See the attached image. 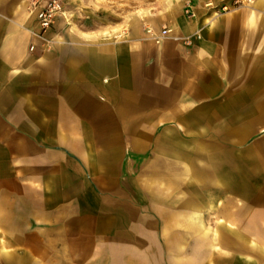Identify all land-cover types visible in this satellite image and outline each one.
<instances>
[{"label":"crops","instance_id":"0c3cea01","mask_svg":"<svg viewBox=\"0 0 264 264\" xmlns=\"http://www.w3.org/2000/svg\"><path fill=\"white\" fill-rule=\"evenodd\" d=\"M37 1L0 0V264H264L238 218L203 228L215 195L146 200L180 178L264 209V0L250 25L208 0H60L43 31Z\"/></svg>","mask_w":264,"mask_h":264},{"label":"rangeland","instance_id":"374dc122","mask_svg":"<svg viewBox=\"0 0 264 264\" xmlns=\"http://www.w3.org/2000/svg\"><path fill=\"white\" fill-rule=\"evenodd\" d=\"M168 3H170V1ZM252 6L253 0H208L203 4V7L209 10L213 19L222 15H238L242 19L240 22L242 25L251 24L248 18L245 19V15L246 11ZM134 7H136L135 4L131 6V10L134 9ZM189 10L190 9L187 7V11L185 12H189ZM189 14L193 15L191 12H189ZM215 14L216 16H214ZM257 27H259V25H256L255 27L253 25V55L260 57L264 56V31H259ZM189 184H192V182ZM200 184L201 183H193V187L192 185L188 186L186 181L178 178V191L176 193L170 194L163 192L161 195L153 192L146 193L147 201H156V208L148 211L151 213L154 211L156 213L155 215L161 216L162 218L169 217L171 215L180 216L181 214L189 211V209L185 208L183 205V202H185V200L189 197V193H191L186 191V189L196 188L198 190L197 193L201 194V196L207 195V193L211 194L212 196L215 195L214 208L203 210L202 220L205 222L203 224V228L209 230L214 229L216 226L215 224L218 222V218H238L236 222H242L241 224L228 226L233 228H242L243 230L253 228V240L264 247V223H253V225L246 223L248 222V218H253V222H263L264 209L232 207L233 204H241L243 199L240 197H234L233 194L227 192H203L201 191L202 186ZM202 198H204V196H202ZM196 199L201 201L199 198ZM175 206H177V208ZM195 244H197L196 241Z\"/></svg>","mask_w":264,"mask_h":264},{"label":"built area","instance_id":"2783aa9c","mask_svg":"<svg viewBox=\"0 0 264 264\" xmlns=\"http://www.w3.org/2000/svg\"><path fill=\"white\" fill-rule=\"evenodd\" d=\"M35 5V21L40 31L51 27L63 8L60 0H42L37 1ZM165 32L163 29L162 34Z\"/></svg>","mask_w":264,"mask_h":264}]
</instances>
